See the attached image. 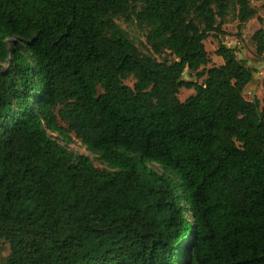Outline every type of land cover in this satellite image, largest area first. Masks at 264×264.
Returning a JSON list of instances; mask_svg holds the SVG:
<instances>
[{
	"label": "trees",
	"instance_id": "obj_1",
	"mask_svg": "<svg viewBox=\"0 0 264 264\" xmlns=\"http://www.w3.org/2000/svg\"><path fill=\"white\" fill-rule=\"evenodd\" d=\"M231 4L239 25L256 14L250 0H0V264H264V96L243 95L257 68L222 41L206 67ZM132 14L175 60L124 34L114 18ZM252 38L262 57L264 29ZM70 133L105 170L60 143Z\"/></svg>",
	"mask_w": 264,
	"mask_h": 264
},
{
	"label": "rangeland",
	"instance_id": "obj_2",
	"mask_svg": "<svg viewBox=\"0 0 264 264\" xmlns=\"http://www.w3.org/2000/svg\"><path fill=\"white\" fill-rule=\"evenodd\" d=\"M250 4L255 8L256 14L249 19L246 23L239 25L238 20V8L231 4L230 9L222 23V33L217 35L210 34L205 40V47L210 56V63L206 66L211 67L213 65H220L222 62L221 57L215 54V49L218 46L219 41L224 42L230 47L236 48L237 57L245 61L247 66L253 65L257 68V74L254 76V80L250 82L244 89L243 95L247 100L262 99L264 96V89L262 87V77L264 76V54L262 57L256 56V45L252 38L255 31L259 28L264 29V0H250ZM116 24L124 32V34L142 51V53L152 55L155 59L162 61H173L176 59L169 50L163 49L160 53H155L151 48V45L147 41L148 28L139 23L136 16L132 14L129 18L118 16L114 18ZM15 44V40L11 41ZM185 79L197 80L201 82L194 73L185 71L183 74ZM135 80L132 76H129L124 80V83L133 86ZM193 89L182 88L179 92L180 100L184 101L190 95L194 94ZM61 144L67 146L74 152H79L88 155L94 166L100 170H105L106 165L98 159L95 154L87 151L84 146L81 145L78 139L75 138L73 133L69 134V139H65L57 135ZM158 169V167L155 165ZM9 253V245L0 239V257H4Z\"/></svg>",
	"mask_w": 264,
	"mask_h": 264
},
{
	"label": "crops",
	"instance_id": "obj_3",
	"mask_svg": "<svg viewBox=\"0 0 264 264\" xmlns=\"http://www.w3.org/2000/svg\"><path fill=\"white\" fill-rule=\"evenodd\" d=\"M222 59V58H221ZM223 63V60H222V62L220 63V64H222Z\"/></svg>",
	"mask_w": 264,
	"mask_h": 264
}]
</instances>
